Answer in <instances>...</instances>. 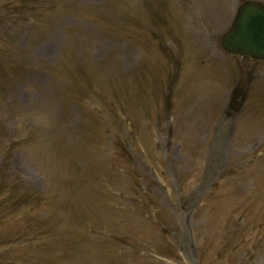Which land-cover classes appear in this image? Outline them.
Wrapping results in <instances>:
<instances>
[{"label": "rangeland", "instance_id": "obj_1", "mask_svg": "<svg viewBox=\"0 0 264 264\" xmlns=\"http://www.w3.org/2000/svg\"><path fill=\"white\" fill-rule=\"evenodd\" d=\"M241 1L0 0V264H264Z\"/></svg>", "mask_w": 264, "mask_h": 264}, {"label": "water", "instance_id": "obj_2", "mask_svg": "<svg viewBox=\"0 0 264 264\" xmlns=\"http://www.w3.org/2000/svg\"><path fill=\"white\" fill-rule=\"evenodd\" d=\"M219 44L234 57H247L251 61L264 59V4L254 0L241 2Z\"/></svg>", "mask_w": 264, "mask_h": 264}]
</instances>
